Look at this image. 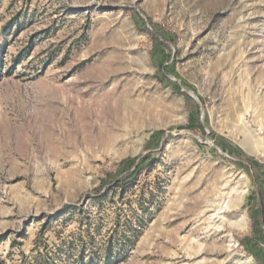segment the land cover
Listing matches in <instances>:
<instances>
[{
	"label": "rangeland",
	"instance_id": "1",
	"mask_svg": "<svg viewBox=\"0 0 264 264\" xmlns=\"http://www.w3.org/2000/svg\"><path fill=\"white\" fill-rule=\"evenodd\" d=\"M261 235L264 0H0V264H264Z\"/></svg>",
	"mask_w": 264,
	"mask_h": 264
},
{
	"label": "crops",
	"instance_id": "2",
	"mask_svg": "<svg viewBox=\"0 0 264 264\" xmlns=\"http://www.w3.org/2000/svg\"><path fill=\"white\" fill-rule=\"evenodd\" d=\"M253 225H254V227H255V225H256L255 219H253ZM253 232L256 233L255 230H254ZM250 233H251V231H250ZM261 236L264 238V235H261Z\"/></svg>",
	"mask_w": 264,
	"mask_h": 264
}]
</instances>
